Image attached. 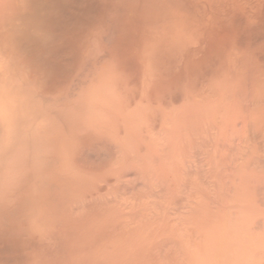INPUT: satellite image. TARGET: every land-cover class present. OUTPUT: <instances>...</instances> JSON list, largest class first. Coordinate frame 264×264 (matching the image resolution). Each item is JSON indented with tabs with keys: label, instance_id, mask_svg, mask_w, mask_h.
Masks as SVG:
<instances>
[{
	"label": "bare ground",
	"instance_id": "6f19581e",
	"mask_svg": "<svg viewBox=\"0 0 264 264\" xmlns=\"http://www.w3.org/2000/svg\"><path fill=\"white\" fill-rule=\"evenodd\" d=\"M0 264H264V0H0Z\"/></svg>",
	"mask_w": 264,
	"mask_h": 264
}]
</instances>
